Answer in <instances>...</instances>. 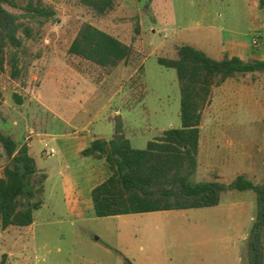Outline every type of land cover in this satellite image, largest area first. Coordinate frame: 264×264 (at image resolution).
I'll return each mask as SVG.
<instances>
[{
  "label": "rangeland",
  "instance_id": "rangeland-1",
  "mask_svg": "<svg viewBox=\"0 0 264 264\" xmlns=\"http://www.w3.org/2000/svg\"><path fill=\"white\" fill-rule=\"evenodd\" d=\"M42 2L55 11V19L24 40L30 64L23 80L2 77L0 130L29 144L47 179L31 229H0V264H248L256 213L252 191L223 192L210 208L80 218L63 201L62 184L72 180V170L61 162L74 168L76 160L72 139L60 134L103 135L116 110L135 149H144L163 130L178 128L176 73L157 58H173L176 45L198 49L195 41L218 52L224 31L256 29L255 35L264 27V6L259 0H116L114 9L99 18L74 0ZM83 22L132 46L118 71L67 54ZM29 24L35 31L37 23ZM50 148L55 154L46 157ZM88 158L79 166L83 172L94 170L96 163ZM7 163L0 145V168ZM238 176L255 184L264 180V72L226 80L203 112L191 181L229 185ZM98 179L93 175L86 185L79 183L85 189Z\"/></svg>",
  "mask_w": 264,
  "mask_h": 264
},
{
  "label": "trees",
  "instance_id": "trees-1",
  "mask_svg": "<svg viewBox=\"0 0 264 264\" xmlns=\"http://www.w3.org/2000/svg\"><path fill=\"white\" fill-rule=\"evenodd\" d=\"M74 1L99 18L109 14L116 3ZM259 6H264V0H259ZM6 7L21 13L14 14ZM54 19L55 11L42 0H0V105L2 77L19 82L26 75L30 61L25 58L24 40L33 39L43 25ZM30 22L37 23L35 31ZM132 52L131 45L89 22L79 26L67 49L69 56L107 72L126 63ZM157 63L176 73L180 126L163 130L144 149H135L117 115L113 118L112 137L96 139L80 153L81 157L103 160L108 173L90 193L95 217L210 208L219 204L223 192L252 191L256 213L248 237V264H264V180L255 184L238 176L229 185L191 181L197 170L203 112L211 105L214 90L228 79L263 73L264 60L242 61L226 55L215 60L183 44L175 46L173 58L159 57ZM16 101L22 102L19 97ZM0 145L8 160L0 177V229L26 228L42 206L47 175L38 169L27 143H19L0 130Z\"/></svg>",
  "mask_w": 264,
  "mask_h": 264
},
{
  "label": "crops",
  "instance_id": "crops-1",
  "mask_svg": "<svg viewBox=\"0 0 264 264\" xmlns=\"http://www.w3.org/2000/svg\"><path fill=\"white\" fill-rule=\"evenodd\" d=\"M249 31L250 32L248 34L237 33L234 31H224L225 34L224 36H222V39L220 42L221 46L218 52H212L209 49H204L203 47H201L202 45H200L198 41H195L196 42L195 44L199 46L198 47L199 50H201L207 56L215 60H220L225 55L228 56L229 58L237 57L241 59L242 61L258 60L257 57L259 55L264 57V40L261 42L259 49L253 48L251 46V38L253 34L256 32V29L254 30L251 29ZM122 64H125V63H122ZM121 65H119L114 71L115 72L118 71ZM118 113H119V110H116L115 115L117 116ZM109 119H110V124H109L110 129L109 131L105 132L103 135H99L98 133H92L88 130L86 132V135H80V134L75 135L76 134L75 132L71 136L69 134H60V136H67L72 139L71 140L72 146H70V150H71V153H73L72 160H76L74 162V164H76L74 168H72L71 166L67 167L66 163L61 162L62 167L66 166V168H69L72 170V178H71L72 180L70 181L65 180V182H63L62 184V187H63L62 189L64 193L63 201L66 204L67 210L70 213L72 212L78 213L80 218H84L86 216H87L86 218H88L89 216H95L90 193L92 189L99 183L103 182L108 175L107 169H106V166L103 160L93 159L94 162L96 163L95 166H93L94 170H89L85 172L81 171L82 169L79 166H81V163H83L84 159L88 157H81L80 153L84 149L88 148L94 140L96 139L109 140L112 137L114 133V125H113L112 116H110ZM126 134L128 135V133ZM2 169L3 167L0 168V177H1ZM88 174H92V175L90 176ZM93 175L99 176V179L96 181V184L95 185L89 184L87 185V187H85V189H82L79 183L80 182L79 180H83V182H85V185H86L88 177L93 178ZM68 191L71 192L70 195H68ZM33 224L34 223H32V225ZM32 225L29 227H26V229H31Z\"/></svg>",
  "mask_w": 264,
  "mask_h": 264
},
{
  "label": "built area",
  "instance_id": "built-area-1",
  "mask_svg": "<svg viewBox=\"0 0 264 264\" xmlns=\"http://www.w3.org/2000/svg\"><path fill=\"white\" fill-rule=\"evenodd\" d=\"M262 39H264V27L260 29L259 33H256L255 35L252 36L251 45L253 46V48H257L258 46H260ZM54 154L55 151L52 148L44 152V155L46 157H53Z\"/></svg>",
  "mask_w": 264,
  "mask_h": 264
}]
</instances>
